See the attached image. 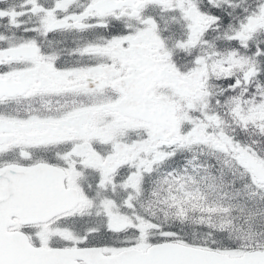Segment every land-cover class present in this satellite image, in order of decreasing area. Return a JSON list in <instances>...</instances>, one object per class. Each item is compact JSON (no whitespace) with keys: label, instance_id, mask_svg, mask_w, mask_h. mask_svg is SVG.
Here are the masks:
<instances>
[{"label":"snow or ice","instance_id":"snow-or-ice-1","mask_svg":"<svg viewBox=\"0 0 264 264\" xmlns=\"http://www.w3.org/2000/svg\"><path fill=\"white\" fill-rule=\"evenodd\" d=\"M0 264H264V0H0Z\"/></svg>","mask_w":264,"mask_h":264}]
</instances>
